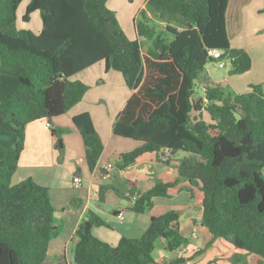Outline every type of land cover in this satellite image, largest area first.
Returning a JSON list of instances; mask_svg holds the SVG:
<instances>
[{"label":"trees","instance_id":"1","mask_svg":"<svg viewBox=\"0 0 264 264\" xmlns=\"http://www.w3.org/2000/svg\"><path fill=\"white\" fill-rule=\"evenodd\" d=\"M22 1L0 0V264H70L65 253L48 255L57 235L48 188L30 178L14 183L13 175L26 125L51 120L79 102L90 86L72 77L100 61L105 71H119L131 90L113 122V134L141 142L113 156L115 167L125 169L147 152L186 153L175 181L155 182L144 192L128 182L125 199H133L132 210H148L153 197L168 196L179 179L202 192L199 222L211 239L189 257L160 264H186L218 238L244 251L232 256L231 264H248L247 254L264 258L262 87L251 84L247 92L232 93L220 83L204 84L203 95L194 97L195 80L214 60L211 49L222 51L229 74L251 67L248 53L230 45L229 0H147L134 20L136 35L150 41L146 51L137 39L127 38L104 0H30L23 18L40 12L42 29L36 34L15 29ZM72 122L92 171L102 140L88 112L73 116ZM50 130L52 135L62 132ZM106 188L99 187L100 199ZM87 218L90 226L105 224L92 211ZM86 223L74 233V264H158L152 255L156 240L164 241L168 253L186 242L174 210L151 216L139 237L122 236L116 245L86 231Z\"/></svg>","mask_w":264,"mask_h":264},{"label":"crops","instance_id":"2","mask_svg":"<svg viewBox=\"0 0 264 264\" xmlns=\"http://www.w3.org/2000/svg\"><path fill=\"white\" fill-rule=\"evenodd\" d=\"M146 1L142 0L141 9L145 8ZM104 3L115 12L112 0H104ZM226 23L231 47L245 50L250 56L251 67L244 73L230 74L229 78L218 81L205 66L203 85L226 84L233 93H244L251 84H260L264 92V0H229ZM147 49L148 46L142 48L143 51ZM237 75L242 83L234 81ZM72 79L81 80L90 88L66 113L48 121L40 119L26 125L23 148L13 175L14 183L30 178L48 188L57 227V235L49 242L48 255L65 253L69 263L74 264L73 252L77 242L74 233L81 223L87 222L90 211L105 221L104 225L90 226L92 234L110 245H116L122 236L139 237L151 216L176 211L179 214V230L186 242L180 249L164 257L153 256L158 264L175 256L189 257L199 248H204L211 234L199 222L202 192L188 180L179 179L168 189V196L153 197L152 206L142 213L132 210L133 199H125L130 188L128 182L133 183L137 191L144 192L155 182L178 179L180 159L186 153H173L167 149L147 152L125 169H117L112 157L141 145L138 140L112 132L113 122L130 97L131 90L119 71H105L103 61L78 72ZM82 112L90 114L103 143L92 171L86 165L82 137L72 122L73 116ZM203 117L206 118V115L203 114ZM50 127L62 132L52 135ZM75 175L81 178L78 187L72 185ZM100 186H107L101 199L98 195ZM111 186L116 187L117 192ZM118 212L123 213L122 222L117 218ZM243 253V250L218 238L204 253L196 255L186 264H231L232 256ZM246 261L248 264H264V258L256 254H247Z\"/></svg>","mask_w":264,"mask_h":264},{"label":"rangeland","instance_id":"3","mask_svg":"<svg viewBox=\"0 0 264 264\" xmlns=\"http://www.w3.org/2000/svg\"><path fill=\"white\" fill-rule=\"evenodd\" d=\"M30 0H23L17 10H16V21H15V29L16 30H29L32 33H38L42 29V22L40 18V12L34 11L29 14L28 20H24L23 16L25 14V8ZM142 0H112V9H115V16L118 19L119 25L124 32V34L127 36L130 40L137 39L142 48H146L150 45V41L147 39H144L142 37H138L135 33L134 27H133V20L134 19H140L139 11L141 10ZM111 10V9H110ZM146 15H148L146 13ZM150 15V14H149ZM236 40V38H235ZM206 68L208 69L209 73L213 76L214 79L218 81H222L225 78H229V69L230 65L226 61V65L223 68H220L216 65V61H209L206 63ZM206 77L205 68L199 73L197 79L195 80V89H194V97H200L203 95V81ZM238 84L242 83V81L239 80V76L237 75L234 79ZM223 88L225 91H230L233 93L232 89L224 84ZM46 121V120H45ZM262 174L264 176V168L262 170ZM168 252L165 251L162 247V240H156L155 246L152 252V255L155 258L164 257Z\"/></svg>","mask_w":264,"mask_h":264},{"label":"built area","instance_id":"4","mask_svg":"<svg viewBox=\"0 0 264 264\" xmlns=\"http://www.w3.org/2000/svg\"><path fill=\"white\" fill-rule=\"evenodd\" d=\"M209 54L214 59V61H216V65L218 67H220V68L225 67L226 60L221 57L222 51L220 49H211L209 51ZM47 125L49 126L50 124L47 123ZM80 182H81L80 176H78V175L73 176V178H72V185L73 186L78 187L80 185ZM117 218H118L119 222H122L123 221V213L118 212Z\"/></svg>","mask_w":264,"mask_h":264},{"label":"water","instance_id":"5","mask_svg":"<svg viewBox=\"0 0 264 264\" xmlns=\"http://www.w3.org/2000/svg\"><path fill=\"white\" fill-rule=\"evenodd\" d=\"M89 228H90L89 223H86L85 230L88 231Z\"/></svg>","mask_w":264,"mask_h":264}]
</instances>
